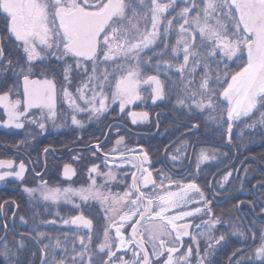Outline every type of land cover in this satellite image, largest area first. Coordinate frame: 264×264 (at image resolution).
I'll use <instances>...</instances> for the list:
<instances>
[{"label":"snow or ice","instance_id":"obj_1","mask_svg":"<svg viewBox=\"0 0 264 264\" xmlns=\"http://www.w3.org/2000/svg\"><path fill=\"white\" fill-rule=\"evenodd\" d=\"M161 73L170 81L167 86ZM148 98L154 105L174 98L191 125L187 132L215 124L222 137L226 132L229 146H234L232 132L238 123L264 127V0H0V128L32 125L43 133L49 123L62 126L57 120L63 116L66 121L68 115L73 126L84 128L78 114L103 122L113 105L120 118L126 115L136 125L149 120L147 111L134 110ZM257 113L259 119L247 123ZM113 129L114 143L106 145ZM121 130L122 125L109 124L104 140L95 137L88 145L93 157H103L107 171L93 163L87 186H50L41 179L36 187L22 188L30 205L64 204L79 211L63 219L65 226L76 229L74 239L69 241L65 232L63 241L57 237L52 243L49 237L45 243L47 233L38 224L21 236H32L40 245L41 264H213L210 257L225 233L212 235L221 219L214 214L208 190L223 195L217 189L239 169L231 168L204 187L198 179L200 166L215 161V151L209 155L201 149L193 173L184 167L188 144L180 140L173 153L166 149L173 166L184 169L177 179L155 169L142 147L140 154L127 148ZM43 151L47 155L49 149ZM224 155L220 163L227 166ZM114 169L124 171L118 177ZM27 171L23 161L0 159V181L14 178L23 184ZM62 175L71 180L76 171L65 163ZM259 175L253 189L264 196V171ZM7 203L0 204V215ZM11 203L19 207L16 200ZM250 203L256 216L264 217V203L258 211L256 202ZM85 209L102 214L97 216L99 227ZM15 215L13 231L27 225L24 215L18 225ZM41 223L54 225L56 220ZM2 227L0 256L5 264H20L18 251L6 239L9 223ZM231 227L241 243L227 264H264V219L254 217L246 230L235 222ZM201 238L207 241L203 252ZM24 246L20 240L18 248ZM57 249L62 250L59 257Z\"/></svg>","mask_w":264,"mask_h":264},{"label":"flooded vegetation","instance_id":"obj_2","mask_svg":"<svg viewBox=\"0 0 264 264\" xmlns=\"http://www.w3.org/2000/svg\"><path fill=\"white\" fill-rule=\"evenodd\" d=\"M6 48V51H9ZM12 59L15 61L16 56L13 52ZM62 80V76L60 77ZM79 82V78L75 83ZM72 90H75V84ZM66 108V106H65ZM134 110L147 111L149 113V120L144 123H137L133 125L126 115L120 118L118 108L116 105L112 106L107 118L103 119V122L89 121L85 114H78V118L84 123V128H77L71 124V116L68 115L66 121L62 116L57 120V124L62 126L54 127L51 123L48 124L47 130L43 133L38 128L32 125H27L24 130H10L0 128V159H12L16 164L23 161L26 164L28 171L25 174L23 184L20 181H16L14 178H8L6 181H0V204H4L5 201V214L0 215V236L4 235L3 222L9 223L10 230L8 231L6 238H12L10 247L17 249L18 256H21L24 251L23 258L26 261L19 259L20 263L25 264H41V254L39 251L40 245L32 238V236L24 235L21 233H27L30 226L33 224L39 225V230L44 231L47 235L44 238L51 239L53 236V228L61 227L63 219H68V210L74 214H80L79 211L72 208V206L61 204L59 206L48 205L45 207L43 202L36 204H29L28 197L23 193V186L36 187L37 182L43 179L47 181L50 186L67 187L71 186L78 188L81 186H87L89 181V175L87 169L93 164H99L101 171H107L102 163L103 157L96 159L92 156L91 152L88 151V145L95 143V137H99L104 140V135L108 131L109 124L122 125L120 135L125 137V145L127 148L134 150L135 154H140L141 147L147 152L152 160L153 166L157 170H163L169 172L177 179L180 175L184 174V169L173 166V163L169 160L167 153L171 154L177 147V142L180 140H186L187 147V159L183 161L185 168H190L193 173L196 172V160L197 154L200 150L194 152L197 147L205 146H217L226 149L232 153L231 160L227 166L216 164L217 161H206L200 166L199 181L202 186L207 187V181H219L222 176L229 171L231 168L239 169L234 171L229 179V182L222 189H217L218 192L223 195H217L211 189L208 190L210 199H213V208L215 216H219L221 223L217 225L216 230L213 231L212 235L218 238L221 232L225 233V240L220 245L216 246V252L210 260L213 264H227L228 256L234 251L235 248L240 246V238L232 235V223L242 226L243 229L249 227V222L255 217L256 220L264 219V217L251 216L247 212L241 214L239 209L233 208L234 204L239 201H245L250 207L251 199L256 197V190L253 189V185H243V181L248 179L244 178V169L242 168L245 159L240 162L237 159V154L233 150L232 146L224 148L222 145H214L213 143L204 142L199 140L197 137H192L193 132H187L186 125L188 123L185 115L182 117L179 113H173V109L166 101H159L157 104H152L151 99L148 98L145 101L139 103L138 106H134ZM196 133V132H195ZM115 129L112 130V136L105 142L106 145L114 143ZM226 137V135H225ZM25 142V143H22ZM48 148L49 152L47 155L44 153V148ZM123 147V145H122ZM209 155L213 152L208 153ZM217 157H220L219 153H215ZM79 155V159L74 160L73 156ZM65 163H69L76 171V175L71 180H65L62 171ZM214 163L213 167H206L207 164ZM46 164V167H45ZM112 166L111 164L109 165ZM129 166H125L127 168ZM37 169L41 172V176H37L33 169ZM249 169V168H248ZM117 172L118 177L122 174L124 169H114ZM261 172L264 170L256 169ZM249 171V170H248ZM158 171L154 172V176H158ZM98 181H102L101 177H97ZM259 187V186H258ZM114 190L116 185H113ZM16 200L19 203V207L12 204L11 201ZM243 203V204H245ZM242 205V204H241ZM240 205V206H241ZM64 208V209H63ZM240 208V207H239ZM13 212L16 213L15 221L20 225V216L24 215L27 220V225H20L15 231L12 228ZM65 214L67 217L63 216ZM71 213V215H74ZM84 214L92 219H97L98 214L95 210L89 212L85 209ZM55 219L56 224L47 225L42 224V220ZM99 220V219H98ZM102 223V220H99ZM196 220V223H199ZM71 226V225H70ZM260 225H257L259 231ZM76 230L73 226L70 229ZM130 231V229H129ZM198 231V230H197ZM34 235V234H33ZM114 235V232H113ZM248 243H252L251 233H247ZM23 240L24 248H18V242ZM30 243H28V242ZM256 243H259L257 240ZM207 241L203 238L200 240L201 251L206 247ZM195 248V246H193ZM35 253V255H33ZM130 255V254H129ZM259 263V262H257Z\"/></svg>","mask_w":264,"mask_h":264},{"label":"trees","instance_id":"obj_3","mask_svg":"<svg viewBox=\"0 0 264 264\" xmlns=\"http://www.w3.org/2000/svg\"><path fill=\"white\" fill-rule=\"evenodd\" d=\"M172 41L174 42V40ZM149 71L151 72L152 70L150 69ZM161 79L165 81L167 80V78L164 77L163 73H161ZM168 82L170 84V81ZM167 84L168 83L166 82V86ZM168 102L171 106V109H173V113L175 114L179 113L181 117L182 115H185L183 110H181L178 107H175L174 98ZM258 118H259V113H257L256 116L249 119L247 123H251L252 120H258ZM225 135H226V132L223 137L221 136L220 132H218L217 130V125L209 124L207 128L201 125L198 132L193 133L191 136L197 137L199 140H202L204 142L213 143L214 145H221V144L223 145L225 141ZM232 139L234 141V146H232V148L237 154L238 161L240 162L242 159L247 158L243 162L242 168H245V167L249 168L247 178L244 177L245 179H248L249 182L247 183V180H246V181H243L242 183H244L243 184L244 186L245 185L252 186L256 184L257 179L261 178L259 175L260 172L257 171L256 169L264 170V127H261L259 124H257L254 129H251V128H247L244 122H240L237 125H235L233 128ZM201 149L206 150L208 153H211L213 151H215V153H219L220 157H217V159L215 160L217 161L216 164H219V161L225 160V155H224L225 152H227L228 154V162L231 160V157H232V153L230 151L223 149L221 147H217V146L197 147L196 149H194V152L201 150ZM213 166H215L214 163L207 164L206 167L209 168ZM251 201L256 202L257 211H258L259 205L261 203H264V196H261L260 193L256 191V197L252 198ZM71 210L72 209L68 210L70 212L68 213V216H71V213L74 214V212H72ZM239 211L241 214H245V212H247L248 215L256 216V214L252 210V204L250 207L246 203L242 204L239 208ZM63 216L65 218L67 217L65 214H63ZM93 221H94L95 226L99 227L101 225L98 219L95 218L93 219ZM70 228H71L70 225L65 226L63 223L61 227L53 228L52 230H53L54 237L51 239V242L54 243L57 237H59L60 240L63 241L65 239L63 235L65 232L69 233V236H68L69 241L74 239L71 233L75 232L76 230H74L73 228L72 229ZM0 232H1V226H0ZM6 239L10 246L13 241L12 238H6ZM44 242L45 243L49 242V238H44ZM78 246L79 245L77 242V247ZM68 247L69 249H71L72 245L69 243ZM14 250H17V249H14ZM61 254H62V250L57 249L56 250L57 257H59ZM23 256H25L24 251H22L21 256H19V259L25 261ZM0 264H5L3 256H0ZM20 264H25V263L22 262ZM255 264H259V263L255 262Z\"/></svg>","mask_w":264,"mask_h":264},{"label":"water","instance_id":"obj_4","mask_svg":"<svg viewBox=\"0 0 264 264\" xmlns=\"http://www.w3.org/2000/svg\"><path fill=\"white\" fill-rule=\"evenodd\" d=\"M158 102H159V101H158ZM186 126L191 127V125H189V124L186 125ZM226 139H227V135H226V137H225V141H226ZM223 147H224V148H229V145H227L226 142H225V144H224Z\"/></svg>","mask_w":264,"mask_h":264},{"label":"rangeland","instance_id":"obj_5","mask_svg":"<svg viewBox=\"0 0 264 264\" xmlns=\"http://www.w3.org/2000/svg\"><path fill=\"white\" fill-rule=\"evenodd\" d=\"M178 4H179V0H178ZM177 10H178V8H177ZM172 40H174V38L172 39ZM163 80V79H162ZM165 82H167L168 84H169V82H168V80H166ZM114 106V105H113ZM259 119V118H258ZM69 206H71V205H69Z\"/></svg>","mask_w":264,"mask_h":264}]
</instances>
